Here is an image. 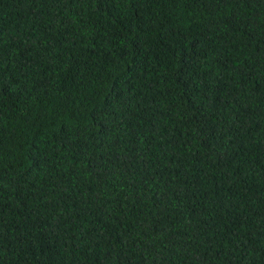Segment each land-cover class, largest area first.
<instances>
[{
	"label": "trees",
	"instance_id": "obj_1",
	"mask_svg": "<svg viewBox=\"0 0 264 264\" xmlns=\"http://www.w3.org/2000/svg\"><path fill=\"white\" fill-rule=\"evenodd\" d=\"M0 264H264V0H0Z\"/></svg>",
	"mask_w": 264,
	"mask_h": 264
}]
</instances>
